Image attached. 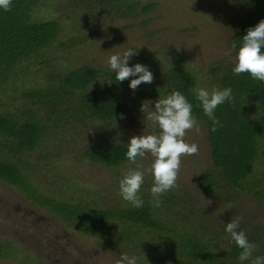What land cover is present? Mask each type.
Masks as SVG:
<instances>
[{
	"label": "trees",
	"instance_id": "1",
	"mask_svg": "<svg viewBox=\"0 0 264 264\" xmlns=\"http://www.w3.org/2000/svg\"><path fill=\"white\" fill-rule=\"evenodd\" d=\"M43 1L13 0L11 11L0 8V180L18 187L29 200L73 229L126 249L139 247L162 264H240L242 250L230 240L226 225L215 224L209 210L188 201L183 194L165 193L161 196L162 206L154 207L151 191L141 187L144 205L134 208L129 202L113 206L88 197L77 202L58 200L34 181L31 159L58 130L110 126L121 120V114L125 117L128 100L119 88L129 86L136 78L118 82L110 68L83 65L63 71L56 68L48 75L46 85L22 88L19 76L26 75L33 62L46 65L56 43L66 47L75 42L60 40L64 27L59 19L34 20V11ZM74 1L99 5L117 15L149 13L156 6L143 5L140 0ZM236 4L246 15L238 20L231 39V47L234 42L237 45L234 53H238L248 28L264 19V0H236ZM87 16L95 21L101 18L95 9ZM136 63L146 65L154 74L153 83L140 85L150 87L152 97L180 91L193 105V115L208 130L213 163L212 171L198 178V186L204 193L233 205L232 219L242 217L239 230L246 227L254 231L246 235L257 245L253 257L264 256V224L258 223L257 217L244 215L240 203L246 194L264 200V178L255 176V167L264 164V82L248 73L235 74V63L227 59L213 63L208 70L211 85L231 87L235 106L229 102L218 106L215 115L223 126L212 132V121L196 98L199 87L194 71L180 62L159 66L153 56L143 54L129 60V66ZM127 150L128 145L111 138H96L82 157L119 168L130 162ZM11 246L0 244V258L15 257Z\"/></svg>",
	"mask_w": 264,
	"mask_h": 264
},
{
	"label": "rangeland",
	"instance_id": "2",
	"mask_svg": "<svg viewBox=\"0 0 264 264\" xmlns=\"http://www.w3.org/2000/svg\"><path fill=\"white\" fill-rule=\"evenodd\" d=\"M140 1L143 5L156 3V6L149 13L117 15L105 7L100 9L99 5L44 0L35 9L34 20L59 19L64 27L60 40L75 39V44L70 42L62 47L56 43L48 53L50 63L33 62L28 73L19 76L20 86L46 85L48 75L56 68L62 71L83 65L109 68L107 60L111 55L134 49L136 54L153 56L159 66L184 63L196 74L198 87L211 91L214 87L210 83L209 67L223 59L236 63L237 53L230 43L245 11L236 0ZM93 9L101 17L97 21L87 16ZM149 91L147 86H139L135 91L129 86L119 88L129 107L125 117L110 126L58 130L31 159L38 186L58 200L77 202L88 197L99 204L127 205L119 195V181L129 168H149L154 159L151 154L138 158L137 164L129 162L119 168L93 163L82 155L96 138H111L128 145L133 136L159 134L158 127L145 121L141 106L151 101L150 106L154 108L159 98L166 97L154 98ZM198 124L200 133L189 131L185 140L196 143L199 152L182 158L179 187L167 193L178 192L198 207L206 208L215 224L222 227L231 221L233 205L204 193L198 186V178L213 169L208 130L203 123ZM255 169V176L263 179L260 173L264 171V164ZM153 183V176L146 173L142 189L150 191ZM242 197L244 215L257 217V222L264 224V200L249 194ZM240 231L246 235L254 232L246 227ZM4 243L12 245L16 253L9 259L0 258V264H117L122 253L136 256L137 264H162L139 247L126 249L73 229L57 215L29 200L18 187L0 180V244Z\"/></svg>",
	"mask_w": 264,
	"mask_h": 264
},
{
	"label": "clouds",
	"instance_id": "3",
	"mask_svg": "<svg viewBox=\"0 0 264 264\" xmlns=\"http://www.w3.org/2000/svg\"><path fill=\"white\" fill-rule=\"evenodd\" d=\"M13 0H0V8L11 11ZM237 48L236 43L232 49ZM137 53V50L127 49L122 54H113L107 60L110 70L115 73V80L123 82L130 77L129 87L137 90L142 84L154 82V74L141 63L129 66V60ZM233 72L237 75L248 73L254 80L264 82V19L255 27H250L247 34L242 37V45L239 47ZM196 98L202 106L204 114L212 121V132L222 127L221 121L215 115L218 106L225 102L235 106V97L231 87L223 89L213 88L211 91L201 87L196 89ZM146 101L141 106L145 114V121L151 122L154 127L160 129L159 134L133 136L128 143L126 158L132 164H137L138 158H145L150 153L154 158L150 167L146 170L137 166L127 169L123 178L119 181V195L124 201L129 202L134 208H142L144 201L140 196V190L144 184L146 173L154 178L151 187L154 207H161V196L179 187L177 181L181 168L182 158L198 154L199 146L196 143H188L185 137L189 131L200 133V126L193 115V105L180 91H175L166 98H159L152 108L151 101ZM149 109H152L149 111ZM121 119L124 114H121ZM242 217L231 219L226 224L225 231L230 240L242 251L238 256L240 264L248 261L249 264H264V256H255L257 245L251 243L243 231L238 230ZM117 264H137L136 256L122 253Z\"/></svg>",
	"mask_w": 264,
	"mask_h": 264
}]
</instances>
